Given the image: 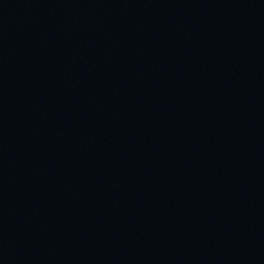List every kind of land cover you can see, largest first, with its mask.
Returning <instances> with one entry per match:
<instances>
[{
  "label": "water",
  "instance_id": "obj_1",
  "mask_svg": "<svg viewBox=\"0 0 264 264\" xmlns=\"http://www.w3.org/2000/svg\"><path fill=\"white\" fill-rule=\"evenodd\" d=\"M0 264H264V0H0Z\"/></svg>",
  "mask_w": 264,
  "mask_h": 264
}]
</instances>
